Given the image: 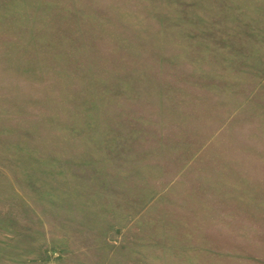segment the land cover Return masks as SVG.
Returning <instances> with one entry per match:
<instances>
[{
  "label": "rangeland",
  "instance_id": "374dc122",
  "mask_svg": "<svg viewBox=\"0 0 264 264\" xmlns=\"http://www.w3.org/2000/svg\"><path fill=\"white\" fill-rule=\"evenodd\" d=\"M0 264H264V0H0Z\"/></svg>",
  "mask_w": 264,
  "mask_h": 264
}]
</instances>
